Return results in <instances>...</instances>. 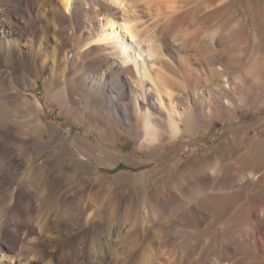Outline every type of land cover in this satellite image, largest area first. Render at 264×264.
<instances>
[{
  "label": "bare ground",
  "instance_id": "obj_1",
  "mask_svg": "<svg viewBox=\"0 0 264 264\" xmlns=\"http://www.w3.org/2000/svg\"><path fill=\"white\" fill-rule=\"evenodd\" d=\"M188 1L0 0V60L11 67L17 60L15 74L19 71L33 90L34 76L44 72L45 94L64 96L66 111L98 136L109 155L119 130L133 136L146 155L156 157L148 176L174 169L179 159L172 146L179 136L208 130L211 120L235 121L236 95L246 86L245 78L222 83L224 79L210 68L216 62L222 67L239 63L241 55H216L213 45L232 46L240 37L197 26L195 10L184 9ZM210 1L204 6L207 12ZM225 2L219 1L217 7ZM149 8L155 17L147 15ZM134 14L142 23L135 22ZM69 37L73 40L67 45ZM252 61L251 75L262 64L258 57ZM200 75L220 84L204 87ZM178 78L189 99L174 92ZM256 85L252 82L247 89ZM79 92L80 102L74 98ZM33 105L35 113L27 116L24 126L33 123L40 129L38 144L26 133L0 128V264H183L185 250L201 258L197 264L212 256L210 264H264V191L253 190L259 176L225 173L218 166V153L201 154L180 164L172 176L162 175L158 184L149 181L124 196L103 186L101 177L88 178L97 169L91 167L87 153L93 143L80 136L72 140L48 127L36 98ZM239 128L244 133L243 126ZM45 133L53 140L43 141ZM259 147L255 152L247 149L244 157L261 160L264 136ZM67 150L75 161L63 170V161L55 160ZM52 168H58L64 181L55 199L45 188L46 173ZM6 175L16 183L2 187ZM223 193L231 194L232 198L226 195L231 203L211 230L212 214L186 209L197 196ZM204 201L201 204L207 205ZM19 205L24 212H19ZM242 215L241 228H229ZM187 218L194 219V225L183 231L181 221ZM51 222L77 241L45 261L39 246L25 245H30L31 234L44 233ZM184 234L194 242L177 252L181 258L160 255L161 249L184 240Z\"/></svg>",
  "mask_w": 264,
  "mask_h": 264
},
{
  "label": "rangeland",
  "instance_id": "obj_2",
  "mask_svg": "<svg viewBox=\"0 0 264 264\" xmlns=\"http://www.w3.org/2000/svg\"><path fill=\"white\" fill-rule=\"evenodd\" d=\"M209 1L210 0H190L186 3L184 9L186 12H189V10H195L194 18L197 21V26L202 27L204 30L214 31L217 29L219 32H232L240 37L239 41L232 46H219L218 43H215L213 45V50L215 54L219 56L223 53L229 55H241V62L239 61L238 64L228 62L225 67L220 66L216 62L213 65L211 64L210 68L212 69L211 71H216L215 73L220 74L222 80L224 79L222 83L225 82V84H229L232 79L238 82L241 78H245L244 86H246L244 87L245 91H243V93L245 92V97L243 96V93V95L240 93L242 96L240 94H234L239 97L236 98L235 101L242 99L241 103L240 101L236 102L238 104L234 101V105H238V107L234 110V113L236 114L235 121L230 120L226 122H219L217 120H211L208 130H202L198 132V134H194V136L190 134H182L179 136V139L176 140L172 146L173 151L176 152H174L175 157L179 159V165L177 167L180 168L179 166L187 164L189 160L191 161V159H194L201 154L218 153V166L225 173L233 170L238 174V176H259L254 184L253 190L255 192H259L261 189L264 191V155H261V160H257L251 155L244 157V153L247 149H251L252 152L261 149L259 147L260 141L264 136V0H225L226 2L221 8L217 7L218 2L221 0H211L209 4H211L212 7L209 12H207L204 6H206ZM131 2L132 5H135V1ZM148 10L150 13L147 15L152 18V16L155 15V12L153 11L154 9L149 8ZM134 15L136 16L135 22L137 21L136 23H142V21L137 17L140 15ZM50 36L48 38V42L51 43ZM68 39L69 42L67 45L69 43L71 44L73 40L72 37H69ZM255 57H258L259 62H262V64L260 63L257 67L258 70L254 73L255 75H251L249 72L252 70L254 65L252 58ZM14 62L15 66H17V60ZM14 62L12 64L13 67H11L8 64H4L3 61L0 60V128L4 125L1 129L26 133L32 140L35 141L36 144H38L37 141L40 129L33 123L30 127L24 126L27 116L35 113L33 102L36 98L43 110L40 117L48 127L56 129V131L62 135H69L72 140L75 137L80 136L81 138L87 139L93 143V146L88 149L87 153L92 157L91 167H96L97 169L93 170L88 175V178H92L94 176L101 177L103 179V186L110 185L109 187H112L111 189H113V191L127 196L130 192L141 185H145L149 181H153L152 183L155 182L158 184L159 180H161L163 176L164 177L162 179L167 178L175 174L178 170L177 167L174 169H160L156 171V173L151 174L150 176L153 177L151 178L148 175L149 171L154 166L156 157L146 155L142 149H140L139 143L133 138V136H129L116 129L117 134L115 135L116 138L114 139V146H112L111 149V151L113 150V155H109L110 150L105 148V144L98 138V136H96L95 133L86 130L82 123L75 120V117L70 111H66L64 103H68V101L65 100L64 96H61L59 99H55L51 95L47 96L45 94L44 81L46 74L44 72L38 71L37 75H35L36 77L34 76V78L37 79V89L33 90L22 80V75L18 70V75L15 74L16 69L14 67ZM200 76L202 83L205 81L204 87L211 88L212 86L220 84L214 77V79L210 80V77L204 79L202 75ZM206 79L208 80V83L206 82ZM176 80H179V78ZM181 81L182 79L178 81L179 84L177 81H175L176 85L175 83L173 84L174 92L185 99H189L190 97L187 95L185 87L182 86L184 83L181 84ZM252 82H256V87L252 88V90L247 89ZM177 85H180L181 87ZM81 95L82 92H79V94L75 95L74 98L80 102ZM247 95L250 97H247ZM24 98H26V105L24 104ZM104 112L106 114L109 113L106 110H104ZM240 126H243L244 133L240 131ZM45 136L46 138H44L43 141L53 140V136L47 138V133H45ZM165 139L166 138H164V140ZM166 141L169 140L167 139L164 142ZM108 145L111 146L112 144ZM71 154V151L67 150L64 155L60 156V159L58 157V159L55 160L56 164H59V161H63V170L67 169V164L69 166L74 165L73 162L75 160H73ZM80 156V154L75 155V157L79 158ZM148 160H152L153 162L151 163V161L149 162ZM61 162L60 164L62 165ZM109 165H111V168ZM57 169L58 168L49 169L46 173V193L52 199L57 198L58 194H60L61 190L64 188V181L57 172ZM168 170L173 172H168ZM17 173L19 174V171H16V174ZM18 174L17 177H14V179L16 178V181H18ZM6 176L2 187L9 186V183H16L13 178L11 180V176H7L9 179H6ZM2 191H4V189ZM221 195L224 196L222 197ZM226 195L231 197L230 193H223L220 195L212 194L211 196L213 198L209 197V195H206V197L205 194H202L200 197H195L194 200H192L193 202H189L190 204L188 203L187 207L185 205L182 209H199L198 211L200 212L204 211L206 213L208 212L207 214H212L214 218L212 227L210 228L211 230L223 219L226 210H228L227 208H229L231 202ZM205 197L208 200L211 198V202L205 200ZM203 199L208 202L206 203L207 205H205V203L201 204V202L204 201ZM188 205L190 206L188 207ZM24 209V206H18L20 213L24 212ZM243 217V215L240 216L241 220L238 218L237 222L240 225L237 222L236 224L235 221H231L229 223V228L232 230L240 229L241 225L245 223L242 221L244 220ZM241 221L243 224H241ZM181 223L184 225L180 227L181 229H188L192 226L191 224L194 223V219L187 218L186 220L181 221ZM56 229V224L51 222L48 225V228L44 230V233H40L41 236L39 233L31 234L29 239L32 241L30 245L26 244L25 248H30L32 245L39 246L41 253L43 252L42 254L45 261H47V259H55V256L60 250L62 252L73 248L77 241L76 236L70 235L63 230ZM186 234H184V240L176 242V245L173 244L171 247L166 246L163 250L161 249L160 255H174L179 259L180 256L177 252L183 248L185 249L186 246L194 242L192 236ZM31 254L34 253L32 252ZM184 255L185 256L182 257L183 264H197L198 261H201V258L197 257V254L195 253L189 254L185 250ZM212 260H214L213 256L210 260H206L203 264H210ZM44 264H46V262H44Z\"/></svg>",
  "mask_w": 264,
  "mask_h": 264
}]
</instances>
